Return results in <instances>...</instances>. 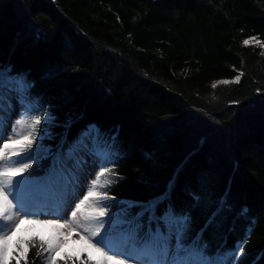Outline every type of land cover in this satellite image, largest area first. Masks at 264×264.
Returning <instances> with one entry per match:
<instances>
[{
	"label": "trees",
	"instance_id": "16d2710c",
	"mask_svg": "<svg viewBox=\"0 0 264 264\" xmlns=\"http://www.w3.org/2000/svg\"><path fill=\"white\" fill-rule=\"evenodd\" d=\"M256 40L264 43V0H0V70L26 79L35 105L24 106L26 117L42 118L30 151L41 136L51 150L24 177L49 174L61 140L95 125L112 153L101 184L114 181L97 187L108 196L102 231L116 214L125 220L116 231L128 234L138 206L159 197L158 221L145 216L131 228L141 241L149 227L167 234L171 205L192 217L191 246L226 201L203 231L204 256L215 260L246 239L239 264H264V48ZM241 72L240 83L212 87ZM41 241L29 236L5 264H47ZM82 256L57 264H88Z\"/></svg>",
	"mask_w": 264,
	"mask_h": 264
},
{
	"label": "snow or ice",
	"instance_id": "6c2138e0",
	"mask_svg": "<svg viewBox=\"0 0 264 264\" xmlns=\"http://www.w3.org/2000/svg\"><path fill=\"white\" fill-rule=\"evenodd\" d=\"M251 42L250 39H245L243 45L247 46ZM255 43L258 47L264 48V43L259 40H256ZM260 55L264 56V52H261ZM9 71L7 68L0 70V128L4 124V114L11 108L10 92H17L18 98L27 110L31 111L35 106L34 102L26 95L29 87L26 79L23 76H10ZM242 76L243 73L241 72L235 76L234 80H220L213 83L212 87L216 88L217 84H238ZM259 91L257 89V92ZM213 99H216V97H213ZM230 103L238 104L239 101L233 100ZM46 119L50 123L53 118L48 115ZM41 122L42 118L40 116L18 120L19 128L27 129L26 134L16 132V136L19 138L9 139L0 149V162H2L0 163V264H5L8 244L12 235L25 223L44 225L55 230V242L51 239L40 242L41 248L48 253V264H57L53 254L58 251L64 242L62 238L65 229L69 232L82 230L83 235H80L79 238L89 243L92 250L98 254V258L94 261L90 257H86L88 264H129L131 259H136L137 264H239L240 257L243 255L242 245L246 243V239L237 241V245L232 251L218 255L215 260L205 257L203 249L199 246L203 231L217 224V218L221 215L226 201L219 202L217 210L207 218L204 228L197 233L191 246H186L184 240L191 231L192 217L187 212L177 214L171 205L163 215L167 234L161 231L159 225L155 232L149 227V240L141 241L135 230L131 228L132 224L140 221L145 216H147L149 225L152 221H158L156 213L160 203L159 197L138 206L140 210L127 221L130 225L128 234L116 231V225L125 222L124 220H117L115 218L116 214L110 219L107 230L102 231L105 229L103 217L108 214V208L102 206L100 202L108 199V196L106 193H99L97 187L110 185L114 181L105 178L103 184H101V177L112 172L111 168L104 166L105 163L110 162L112 153L107 139L95 125H88L71 143L67 142L66 137L61 140L58 151L53 155L52 168L45 178L46 182H56L66 196H71L80 185L82 176L85 174V169L82 167L84 164L83 156L85 154L91 155L93 163L100 164V171L97 173L95 180L91 181L87 194L76 205L75 210L71 212L70 218L65 219L63 223L59 218L39 219L36 213L27 210L23 192L27 187L39 183L24 177V173L32 167L34 160L43 159L41 154H51V150L43 146L44 136L40 137L41 143L36 146L35 151H30L37 141ZM44 135H49L46 128ZM66 144L67 150L65 151ZM25 153L27 155H23ZM12 157H20V159L14 160ZM17 177L23 178L17 179ZM194 199L198 201L199 196H194ZM90 201V210L85 213L84 207ZM135 206L130 202L127 208L124 209L123 215L127 217L129 209ZM242 212L246 213L247 209H242ZM78 213L81 214L82 221L86 223H83L81 219H77ZM137 226L139 227V225ZM173 238L175 239V251L170 254V241ZM115 240L130 243L135 255L119 251L113 247ZM20 243L22 241L18 240L17 245ZM28 243L32 244L34 241H28ZM45 244H47V247H45ZM138 245L142 246L138 247ZM81 264H84V262L81 261Z\"/></svg>",
	"mask_w": 264,
	"mask_h": 264
},
{
	"label": "rangeland",
	"instance_id": "374dc122",
	"mask_svg": "<svg viewBox=\"0 0 264 264\" xmlns=\"http://www.w3.org/2000/svg\"><path fill=\"white\" fill-rule=\"evenodd\" d=\"M9 95L11 97V108L4 114V124L3 127L0 128V149L3 148V144L9 139L19 138L16 136V132L26 134L27 131L26 128L20 129L17 124V121L22 118L28 119V117H26L24 105L20 102L17 92L12 91ZM12 159L19 160L20 157H12ZM83 161L84 164L82 167L85 169V174L82 176L80 185L71 196H66L56 182H46L45 178L49 174L40 176L39 178L28 177L29 180L37 181L39 183L27 187L23 192L27 210L36 213L37 217L41 220L59 218L61 223H63L65 219L70 218L71 212L75 210L76 205L87 194L88 188L91 186V181L95 180L97 175L96 172L99 163L94 164L93 157L88 154L83 156ZM22 178L23 177H17V179ZM90 204L91 201L89 204L85 205V213L90 210ZM77 219H81L82 221L80 213L77 214ZM106 220L109 222L110 218H107ZM82 222L86 223L84 221ZM63 231L64 236L62 239L64 242L61 244L58 251L53 254V258L56 261H58V258H64L66 255L77 260H83L82 253H86V255L93 261L98 258V254L92 250L91 245L79 238L80 235H83L82 230L78 229L77 231L69 232L65 229ZM31 235H38L40 238L42 237L44 241L51 239L55 242L56 232L51 227L44 225L27 223L21 225L9 241L5 263H7L12 256L19 257V255L24 253L26 249L25 240ZM18 240L22 241L19 245H17ZM174 246L175 239L173 238L170 241V250ZM113 247L117 248L119 251L135 255L130 243H119V241L115 240L113 242ZM129 264H137L136 259L129 260Z\"/></svg>",
	"mask_w": 264,
	"mask_h": 264
}]
</instances>
